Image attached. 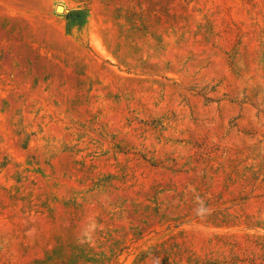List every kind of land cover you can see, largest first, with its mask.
I'll return each instance as SVG.
<instances>
[{"label":"rangeland","instance_id":"374dc122","mask_svg":"<svg viewBox=\"0 0 264 264\" xmlns=\"http://www.w3.org/2000/svg\"><path fill=\"white\" fill-rule=\"evenodd\" d=\"M157 258L264 264V0H0V264Z\"/></svg>","mask_w":264,"mask_h":264},{"label":"clouds","instance_id":"9594fccd","mask_svg":"<svg viewBox=\"0 0 264 264\" xmlns=\"http://www.w3.org/2000/svg\"><path fill=\"white\" fill-rule=\"evenodd\" d=\"M200 206L197 208V214L201 215L207 211V209L204 207L203 201H200ZM157 264H159V259L157 258Z\"/></svg>","mask_w":264,"mask_h":264},{"label":"bare ground","instance_id":"6f19581e","mask_svg":"<svg viewBox=\"0 0 264 264\" xmlns=\"http://www.w3.org/2000/svg\"><path fill=\"white\" fill-rule=\"evenodd\" d=\"M62 6V5H61Z\"/></svg>","mask_w":264,"mask_h":264}]
</instances>
